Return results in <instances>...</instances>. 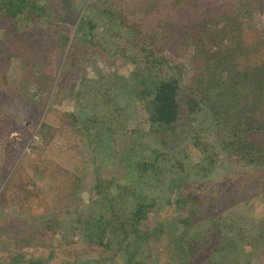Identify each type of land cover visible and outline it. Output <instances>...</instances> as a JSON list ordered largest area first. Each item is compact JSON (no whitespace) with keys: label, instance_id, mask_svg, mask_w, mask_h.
Here are the masks:
<instances>
[{"label":"rangeland","instance_id":"374dc122","mask_svg":"<svg viewBox=\"0 0 264 264\" xmlns=\"http://www.w3.org/2000/svg\"><path fill=\"white\" fill-rule=\"evenodd\" d=\"M234 1L70 0L68 6L67 0H25L27 19L24 13L7 14L8 0H0V264H129V258L172 264L173 233L183 231L176 218L198 214L199 207L196 224L222 220L223 236L229 232L237 237L236 246L247 248L246 264H264V166L228 162L216 133L228 134L231 123L214 121L203 105L194 113L186 106L195 91L204 90L200 81L212 80V58L204 61L198 51L204 29L191 24L218 22L227 12L235 16ZM244 2L239 18L254 52L240 68L249 79L263 81L258 67L264 66V0ZM206 44L208 49L211 42ZM157 75L180 81V118L166 136L167 154L189 174L185 182L194 199L154 209L142 228L165 220L168 232L133 242L122 239L118 222H127L137 204L138 173L128 163L145 154L144 140L157 142L142 136L147 122L140 101V92ZM206 95L215 98L210 91ZM224 105L228 111L233 103L221 100ZM248 107L259 111L253 103ZM259 109L264 111V104ZM73 115L90 118V136L83 131L77 139ZM41 123L49 126L43 140ZM95 134H103L100 148L85 138ZM258 141L264 143L263 134ZM212 152L217 157L211 164ZM78 166L81 180L75 177ZM103 195L114 202L119 220L105 208ZM51 218L60 227L50 233L45 223ZM84 223L93 232L84 230ZM92 233L110 248L94 242Z\"/></svg>","mask_w":264,"mask_h":264},{"label":"trees","instance_id":"16d2710c","mask_svg":"<svg viewBox=\"0 0 264 264\" xmlns=\"http://www.w3.org/2000/svg\"><path fill=\"white\" fill-rule=\"evenodd\" d=\"M67 1L68 6H70V0ZM24 2L25 0H8L10 8L7 9V14L14 16L19 13H24L28 19L30 12L27 11ZM236 2L234 1L236 4L233 9L235 16H231L227 12L226 14L228 15H225L218 22L208 23L201 21L199 24H191L192 27L201 24L202 29H204L201 36L202 38L204 37V41L198 43V48L200 47L198 51H200L204 61L208 60V57L209 59L212 58L210 63V73H212L210 77L212 80H209L210 83L205 80L200 81V84L204 83V90H200V92L195 91L187 99L186 106L188 113H194L200 110V105H203L211 112L214 121L221 122L223 120L227 124H229L228 122L231 123L230 127H228V134L219 136V133H216V137L222 145L220 146L222 147L221 150L231 159L228 162L239 163V161H243L249 165L257 164L264 166V143L257 142V137L261 136V134L264 135V111L259 109L264 104V80L259 81L263 77L249 79L245 67L243 69L240 68L242 62L246 60L245 57L248 58L254 51L245 42L248 32L245 30V23L243 24L242 19L239 18L240 13L244 12L243 6H245V2L248 4L249 2H244V0L243 3L238 0ZM189 3L187 2V4ZM33 6L36 7L35 4ZM35 9L42 12L44 11V6L41 5ZM82 18H87V24L93 27L87 15H84ZM80 22L78 25L81 28ZM207 31L212 36H208ZM207 42H211V45L208 44V49H205ZM225 43H229L228 46H224ZM218 56L223 57V60L220 61ZM204 66L207 67L206 62H204ZM258 69L261 73L264 71V66L260 65ZM179 91L180 81L177 77L166 75L159 77L157 75L154 79L152 78L149 86L140 92V95H143L140 101L143 103L145 112L144 119L147 122V128H145V133L142 132V136L156 138L157 142L150 139L146 143L143 139L145 144H141L145 154L137 157L131 156L132 159L128 163L134 166L139 180L135 190L137 204L134 205L130 212L127 222H118L122 231V239L124 240H129V237H133L134 242L143 238L147 239L156 233H167L168 225H166L165 220L157 221L154 228H142L145 226L143 222H147L149 213L154 209L155 211L158 210L162 204L168 205L173 201L174 204L179 206L181 204L191 203L194 199L191 188L185 182V178H188L189 174L184 168L182 169L181 162L175 159L169 160L167 154L166 136L174 132L180 118ZM208 91L212 94L214 93L215 98L205 96ZM221 100L226 102L232 101V109L226 111V105L222 109L220 106ZM249 103H253L255 109L259 111H251L253 114L248 112ZM132 114L133 112L129 115ZM73 122L79 126V137L77 139L83 138V131L85 136L91 135L88 126L90 118L87 116L79 118L73 115ZM216 125L218 126L216 127L217 130L219 131L220 129L221 131V124ZM48 130V124L41 123L38 130L40 140L45 138ZM226 131L227 129H225ZM102 135L95 134L93 140L87 137L85 138L91 144L95 141V145L100 148L102 142L105 141ZM79 142H82V140ZM195 144H199L197 139ZM98 153H100V150H98ZM216 157V152H212L208 154L207 159L212 164L216 160ZM68 161L71 165L74 163L71 160ZM176 166L181 168L182 171L178 173L176 171L174 172L172 168H176ZM77 169L79 171L76 170V179H78L79 175H82L81 167L78 166ZM207 171L205 170V175ZM52 177L58 181V174ZM98 186L99 184H96V187ZM157 192H162V194ZM102 197L103 202L106 203L105 208L112 214L113 219L119 220L114 211V202L106 195ZM198 209V214H189L187 216L179 215L176 218V221L178 220V226L181 225L183 231L181 230L182 232L180 231V234L173 233L174 236L169 246L171 263L225 264L227 260L229 264H246L245 257L248 255L247 248L236 246L237 243L234 238L237 237L235 235L226 232V236H223L221 228L222 220L219 222L209 220V222L203 224L195 223L198 221L203 208L199 207ZM81 218L83 219V217ZM80 221L77 220V222ZM59 223L58 219L51 218L46 221L45 227L51 233L60 227ZM82 225L84 230L93 232L92 226L89 224L84 223ZM98 226L101 227L100 223H98ZM90 236L98 245L110 248V243L103 242V237L99 233H92ZM223 252H226L224 256ZM232 259L233 261L230 262ZM132 260L129 258V264H140L139 261ZM27 264H40V262L28 261Z\"/></svg>","mask_w":264,"mask_h":264}]
</instances>
